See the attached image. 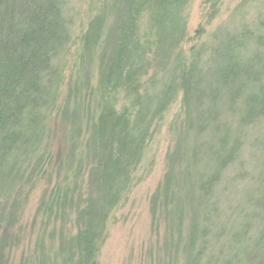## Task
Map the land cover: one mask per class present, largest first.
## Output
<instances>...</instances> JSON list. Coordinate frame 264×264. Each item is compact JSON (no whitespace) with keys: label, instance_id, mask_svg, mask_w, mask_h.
Masks as SVG:
<instances>
[{"label":"trees","instance_id":"obj_1","mask_svg":"<svg viewBox=\"0 0 264 264\" xmlns=\"http://www.w3.org/2000/svg\"><path fill=\"white\" fill-rule=\"evenodd\" d=\"M109 1L104 7L115 16L113 26L105 25V11L89 22L81 37V69L89 61L85 54L97 56L95 87L81 99L82 84L76 77L67 105L60 108L62 74L55 60L67 50L73 27L65 0H0V184L10 178L22 180L26 172L32 173L30 178L48 177L44 167L54 158L42 141L48 117L54 114L68 130L65 160L69 174L76 167L74 181L45 193L37 213L42 224L63 226L67 212H75L76 235L66 264H97L110 215L131 189L143 151L178 96L187 121L176 151L179 158L175 163L173 155L171 161L176 169L171 167L161 192L165 206L190 179L195 194L207 196L239 156L243 138L218 122L222 102L229 113L238 115L240 128L264 119V24L257 34L246 29L239 35L216 33L206 53L190 48L186 63L181 62L179 45L186 40L184 10L191 0ZM199 33L203 36L202 27ZM250 39L256 49L247 56L244 49ZM207 129L213 132L209 140L204 138ZM185 130L192 132L189 144ZM181 155L185 162L177 167ZM79 180L87 185L86 192H79ZM256 206L262 214H253L259 228L255 239L247 242L249 253L241 256L237 248L223 264H264V206ZM13 223L10 219L9 231ZM249 226L246 222L231 235L237 245L247 240ZM14 241L12 237L9 242ZM0 245V264H5L2 248L7 243Z\"/></svg>","mask_w":264,"mask_h":264},{"label":"rangeland","instance_id":"obj_2","mask_svg":"<svg viewBox=\"0 0 264 264\" xmlns=\"http://www.w3.org/2000/svg\"><path fill=\"white\" fill-rule=\"evenodd\" d=\"M107 2L111 1L64 2L73 27L67 50L55 60L62 74L57 107L61 108L67 103L69 89L74 86L76 77L82 84L79 91L81 99L86 98L95 87L97 56L95 52L85 54L86 61L89 59L90 62H85V70L81 69V37L89 22L99 14L104 16L105 11L108 15L105 25L113 26L115 16L109 12V8L105 9ZM184 11L186 40L179 45V49L184 57L181 62L186 63L190 61V48H201L206 53L214 34L239 35L244 29L257 34L262 33L261 24H264V0H191ZM200 27L204 29L203 36L196 34ZM204 46L206 48H202ZM255 49L254 41L250 39L244 53L249 56ZM203 57H207V54ZM172 61L175 62L176 58ZM155 74L164 75L160 72ZM183 106L181 96H178L143 151L132 174L131 189L110 215L97 264H195V258L196 264H223L227 256L238 251L237 248L241 249V256L249 253L247 242L255 239L259 228V223L252 220L257 219L253 214H262L256 204L264 206V143H261L264 141V119L240 128L238 115L229 113L222 102L217 110L218 122L227 123L233 133L239 132L243 138L239 156L222 172L220 180L207 196L195 194L196 186L194 180L190 179L181 183L174 194V202L165 206L161 192L166 179L170 178L173 155L177 156L175 163L179 158L177 147L182 142V125L187 121L182 114ZM48 120L42 141V148L46 147L54 158L53 164L44 167L45 172L49 171L48 177L34 175L30 178L32 173L26 172L25 177L30 179L10 178L0 184V238L3 236L2 239H5L0 241L7 243L2 248L5 264H66L69 256L66 252H72L76 235L72 225L75 212H67L63 226L61 222L42 224L43 217L37 213L45 193L74 181L71 174L76 169L74 167L68 173L69 161L65 160V154H68L70 147L66 141V126L54 114ZM191 133L185 130L184 136L189 137ZM212 133L207 129L204 138L209 140ZM190 139L187 140L188 144ZM181 156L183 158L177 167L185 162L184 155ZM62 163L64 165L59 169ZM198 168L203 169L202 166ZM175 169L176 164L173 172ZM80 182L79 192H86L87 185ZM166 207L168 211H173L167 214ZM10 219L14 222L11 231L8 225ZM246 222H250L247 240L241 239L237 245L231 235ZM60 235H63L62 240ZM12 237H15V241L10 243ZM50 237H53L52 240ZM62 241L66 244L63 247Z\"/></svg>","mask_w":264,"mask_h":264}]
</instances>
